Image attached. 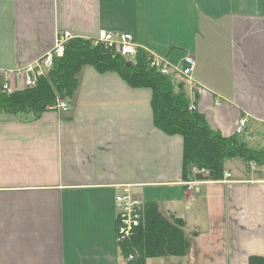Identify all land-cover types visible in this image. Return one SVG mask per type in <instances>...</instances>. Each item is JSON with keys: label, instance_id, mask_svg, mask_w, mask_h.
I'll use <instances>...</instances> for the list:
<instances>
[{"label": "crops", "instance_id": "crops-1", "mask_svg": "<svg viewBox=\"0 0 264 264\" xmlns=\"http://www.w3.org/2000/svg\"><path fill=\"white\" fill-rule=\"evenodd\" d=\"M102 31L175 63L193 55L188 96L223 137L243 118L250 138L264 129V0H0V67L34 63L59 33ZM77 81L67 111L0 113V264H128L117 240L124 188L185 222L189 251L169 264L264 260V170L225 163L210 180L191 167V190L184 140L155 126L151 89L90 65Z\"/></svg>", "mask_w": 264, "mask_h": 264}, {"label": "trees", "instance_id": "trees-1", "mask_svg": "<svg viewBox=\"0 0 264 264\" xmlns=\"http://www.w3.org/2000/svg\"><path fill=\"white\" fill-rule=\"evenodd\" d=\"M92 43L93 40L73 38L67 43L64 56L54 60V66L40 78L36 87L13 94L0 93V113L36 118L46 111L56 110L58 101L73 96L79 72L90 65L100 73L120 74L132 87L152 90L155 126L184 140L183 177L186 180H190L191 167L206 170L212 180H221L225 161L235 156L244 158L248 165L254 162L264 170L263 150L252 151L238 136L223 137L196 109L189 111L187 83L179 74L163 76L149 69L148 54L144 50H139L135 60L130 61ZM184 226L182 219L163 214L157 203L145 202L139 227L129 239L118 241L121 254L128 264H147L150 258L184 257L190 248ZM249 264H264V260L252 257Z\"/></svg>", "mask_w": 264, "mask_h": 264}, {"label": "built area", "instance_id": "built-area-1", "mask_svg": "<svg viewBox=\"0 0 264 264\" xmlns=\"http://www.w3.org/2000/svg\"><path fill=\"white\" fill-rule=\"evenodd\" d=\"M75 38L68 32L59 33L55 46L47 52L44 56L36 60L34 63L17 69H6L0 67V93L13 94L19 90L34 88L37 86L40 78L54 66L56 58H62L65 54L67 43ZM93 46L102 45L106 50L113 53L115 56H122L130 61H134L138 51L144 50L133 41L131 34L118 33L111 31H102L99 37L93 40ZM148 56L146 64L149 69H154L163 76H170L172 74H181L187 78L189 82L193 80V74L196 68V60L191 54H186L179 62H172L168 58L160 57L150 51L144 50ZM70 109L69 103L58 101L56 110L67 111ZM196 106L191 103L189 111H194ZM246 126V119L240 120L236 134H242ZM252 170H255L257 165L252 162L249 164ZM193 177L195 173H208L206 170L193 168ZM226 179L231 177L230 174H225ZM196 179L189 180L185 185L189 189L195 188L199 184ZM117 205V240L124 241L129 239L135 229L139 227L142 220L143 207L145 202L142 199L133 196L128 188L122 189L115 197ZM132 256L130 257V260Z\"/></svg>", "mask_w": 264, "mask_h": 264}, {"label": "rangeland", "instance_id": "rangeland-1", "mask_svg": "<svg viewBox=\"0 0 264 264\" xmlns=\"http://www.w3.org/2000/svg\"><path fill=\"white\" fill-rule=\"evenodd\" d=\"M181 78H183L186 81V85H189V81L187 80L186 77H184L183 75L179 74ZM264 130V129H263ZM260 132L259 136H256V138H250V134L249 133H242L241 135H238V138L243 141L252 151H260L264 148V131ZM256 135V134H255ZM263 136V137H261ZM244 139V140H243ZM226 166H230L232 170H236L237 172H246L245 168H246V161L244 158H242L241 156H235L232 157L230 159H227L225 161ZM225 165V164H224ZM245 170V171H244ZM194 174V173H191ZM190 174V175H191ZM189 175V176H190ZM196 178L199 179H205V178H209L210 174L208 173H195ZM194 175V177H195ZM200 176V177H199ZM212 180V179H210ZM164 257H158V258H152L151 259V264H169L172 263L169 259H163Z\"/></svg>", "mask_w": 264, "mask_h": 264}]
</instances>
